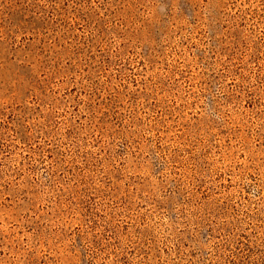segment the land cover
<instances>
[{"label": "rangeland", "instance_id": "1", "mask_svg": "<svg viewBox=\"0 0 264 264\" xmlns=\"http://www.w3.org/2000/svg\"><path fill=\"white\" fill-rule=\"evenodd\" d=\"M0 264H264V0H0Z\"/></svg>", "mask_w": 264, "mask_h": 264}]
</instances>
